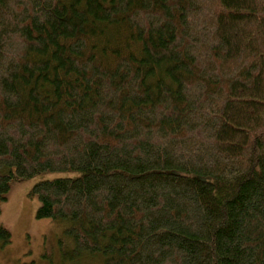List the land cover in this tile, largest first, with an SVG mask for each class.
Instances as JSON below:
<instances>
[{
    "label": "trees",
    "instance_id": "16d2710c",
    "mask_svg": "<svg viewBox=\"0 0 264 264\" xmlns=\"http://www.w3.org/2000/svg\"><path fill=\"white\" fill-rule=\"evenodd\" d=\"M47 172L70 263L264 264V0H0V205Z\"/></svg>",
    "mask_w": 264,
    "mask_h": 264
},
{
    "label": "rangeland",
    "instance_id": "374dc122",
    "mask_svg": "<svg viewBox=\"0 0 264 264\" xmlns=\"http://www.w3.org/2000/svg\"><path fill=\"white\" fill-rule=\"evenodd\" d=\"M191 116L194 121H198L200 114L196 112ZM195 135L190 136L195 138ZM155 141L159 143V140ZM202 142L208 144L206 146L208 151L205 149L206 155L209 152L218 154L211 148L213 141ZM207 157L209 161L211 155ZM63 175L74 176L47 172L28 179L20 177L12 179L7 200L0 205V226L10 231L12 240L4 247H0V264H104L100 256L82 255L83 258L78 263L65 260V255L71 254L73 248L66 234V222L36 216L40 201L29 196L30 189L40 180Z\"/></svg>",
    "mask_w": 264,
    "mask_h": 264
}]
</instances>
